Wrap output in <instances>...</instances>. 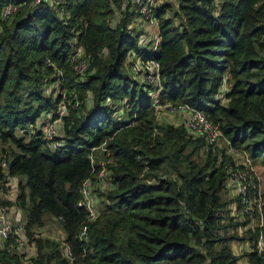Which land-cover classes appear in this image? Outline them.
Listing matches in <instances>:
<instances>
[{
    "label": "trees",
    "instance_id": "obj_1",
    "mask_svg": "<svg viewBox=\"0 0 264 264\" xmlns=\"http://www.w3.org/2000/svg\"><path fill=\"white\" fill-rule=\"evenodd\" d=\"M53 1L32 8L29 0H0V184L24 179L15 211H23L36 249L19 254L9 238L0 264H264V189L260 211L242 215L239 197L226 188L234 159L182 124H159L148 96L154 88L144 91L148 85L127 64L131 53L158 62L160 103L203 112L231 149L264 168V0L163 2L154 12V53L139 46L140 32L128 29L136 16L118 13L117 0ZM8 4L18 11L3 19ZM79 48L90 57L83 76L70 61ZM56 83L69 109L55 139L61 147L51 150L37 121L57 117L61 95L45 90ZM102 149L109 187L93 188L98 216L89 221L77 204L83 181L102 169ZM250 174L257 195L260 183ZM49 221L70 257L54 233L40 231ZM237 242L249 251L235 255Z\"/></svg>",
    "mask_w": 264,
    "mask_h": 264
},
{
    "label": "built area",
    "instance_id": "obj_2",
    "mask_svg": "<svg viewBox=\"0 0 264 264\" xmlns=\"http://www.w3.org/2000/svg\"><path fill=\"white\" fill-rule=\"evenodd\" d=\"M32 8H37L42 5H51L53 0H29ZM111 3H114L116 0H109ZM161 0H117L118 2V13H126L132 12L133 15L136 16L132 29L137 28V25L143 26L147 29V31L151 32L149 36L146 35L145 32H140L139 34V46L144 47L150 52L154 53L159 49L160 45V35L158 30V20L154 16L155 10L160 6ZM18 11V6L15 4H8L4 6L1 11V16L3 19H6L12 15H14ZM136 24V25H134ZM131 26L128 28L130 29ZM139 30V29H138ZM138 32V31H137ZM71 64L73 66V71L75 75L83 76L85 71L89 67L90 57L87 56L82 49H77L70 58ZM127 64L129 65V69L132 75V78L141 84L148 85V88L144 90L147 91L150 86L155 88V91L149 90L148 96L152 99V108L155 112H159L161 110H165L171 118L173 117L177 123L182 124L184 129L186 130L189 136L193 138L203 139L205 144L208 147L215 146L218 141L221 139L220 130L209 121L203 112L191 109L187 105H179L174 106L171 104L162 105L159 101V93L161 91V79H160V64L156 61H145L143 58L139 57L135 53H131L127 57ZM46 65L50 67L54 72V78H61L63 72L58 69L53 63L49 60H46ZM59 83H56L53 87L56 88L58 94L60 93L62 102L58 107L55 115L56 118H53V114L50 113L47 115L46 120L40 125V131L42 133V137L46 141L47 148L51 150H56L61 147L59 141L55 139L59 137L60 134V118L65 115L67 112L66 99L67 94L65 91L59 90ZM151 92H156V94H152ZM49 93V92H48ZM151 94V95H150ZM74 101V107L78 106V102L75 98L72 99ZM121 114V113H120ZM121 119V118H120ZM39 124H37L38 126ZM227 143V152L229 154L241 158L242 162L240 163L238 159H234L235 161V169H232L228 172V179L226 181V188L231 191L234 196L239 197L240 205H241V214L242 215H252L254 207H256L259 211L261 209V186L257 185V195L252 194L256 187L254 182V176L250 173H254V168L251 165L249 156L246 152H236L235 150L229 147V143ZM105 150V149H102ZM108 157L107 155H105ZM91 163L94 164L93 157L91 158ZM105 162L100 163L101 170L97 174V183L103 181L105 179ZM255 177H257L255 175ZM260 183V179H258ZM96 183V184H97ZM94 179H87L83 181L81 186V200L78 202L77 207L83 209L88 215L87 218L89 221H93L98 216V209L95 207V201L92 199V191L94 185H96ZM252 190V191H251ZM15 208H10L9 205H6L4 201L0 200V247L5 240L9 238H13L14 242L17 244V248L29 246L32 247L34 253L36 252L34 243H29L26 238L24 225L22 222L21 225H18L13 219V214H16ZM19 220H17L18 222ZM261 221V220H260ZM251 222V226L253 227ZM87 228L83 227L80 240L86 239ZM263 238L260 235L256 244V249L259 254L263 252ZM34 246V247H33ZM63 249L62 251L66 256L70 257V250L65 243H62ZM245 251H249V246H246L244 250L240 252V254ZM246 262H241L240 264H245Z\"/></svg>",
    "mask_w": 264,
    "mask_h": 264
},
{
    "label": "rangeland",
    "instance_id": "obj_3",
    "mask_svg": "<svg viewBox=\"0 0 264 264\" xmlns=\"http://www.w3.org/2000/svg\"><path fill=\"white\" fill-rule=\"evenodd\" d=\"M176 1L177 0H161L160 2L161 3H163V2H165V3H167V4H175L176 3ZM220 2H222V0H219ZM52 4L54 5V1H52ZM172 8H174V7H172ZM168 16H169V14H167ZM133 28V26H131V28H130V30L133 32V30L135 31H139V32H145L146 33V35L147 36H149L150 34H148V33H150L149 31H147V29L143 26V28L141 29V28H139V30H137V28L136 29H132ZM135 31V32H136ZM54 85H47V86H45L46 87V91L47 92H49V94H51L52 95V98H54V99H56L57 97H58V92L56 91V88H54L53 87ZM146 90V89H145ZM144 90V91H145ZM62 91H65V92H67L66 90H62ZM61 91V92H62ZM153 91H155V88H154V90ZM152 94H156V92H151ZM48 94V93H47ZM151 95V94H150ZM61 104V103H60ZM59 104V105H60ZM68 105H69V103L67 104V107H68ZM59 107V106H58ZM67 109H69V107L67 108ZM121 110V109H120ZM119 110V111H120ZM68 111V110H67ZM67 114V112L65 113V115ZM68 115V114H67ZM66 115V116H67ZM155 115H156V121L159 123V124H169L168 122H171V121H173V122H176V120H174V118L172 117H170L169 115H171V114H168V112H166L165 110H161V111H159V112H155ZM43 121H42V118H40L38 121H37V123H42ZM226 146H227V143L223 140V139H220L219 141H218V143L215 145V146H213V148L214 149H216V148H218V149H220V150H222L227 156H230L232 159H235V157L233 156V155H229V152H227V148H226ZM105 159H107V157L105 156ZM236 159H238V161L241 163L242 162V160H241V158H239V156H238V158L236 157ZM233 162H235L234 160H233ZM254 169V172H255V175L257 176V178L258 179H260V186H261V189H264V168H262V167H260V166H257V167H253ZM95 184L97 183V177H95ZM108 176H107V179L105 178L103 181H99L96 185L97 186H99L100 188H102L104 191L106 190V191H108V187H109V184H108ZM96 185H94V187L93 188H95L96 187ZM96 191V190H95ZM12 193V195H11V197L12 198H14V196H15V198H16V196H17V190H13V192H11ZM16 193V194H15ZM10 196V195H9ZM8 196V197H9ZM96 196H97V194H96ZM0 200H6V201H8L9 202V198H7V196L6 197H2V194H1V192H0ZM15 200V199H14ZM4 202V203H7V205H9L8 204V202ZM10 203H13V201L12 202H10ZM10 208L12 207V208H14L13 206H9ZM233 208H234V206H233ZM98 209V208H97ZM13 219L15 220V222H17V215L16 214H13ZM252 225H255L254 224V222L252 223ZM263 225H264V217H261V221H259V224H258V227H263ZM58 230V226H57V224H55V223H53V222H51V221H49L48 223H46L45 224V226L40 230V231H42V232H46V234H52V233H54L55 234V239L56 240H58V241H60L61 242V244H62V234L60 233V232H58L57 231ZM237 232H238V234L239 235H242L243 234V232H244V229L242 228V227H240V228H238L237 229ZM241 243H243V242H237V244H238V246L239 245H241ZM34 247V246H33ZM61 248L63 249V246L61 245ZM17 252L20 254V253H24V254H27V256H30V255H32L33 254V252H34V250L32 249V247H29L28 245L27 246H25L24 248L23 247H19V248H17ZM240 255V254H239Z\"/></svg>",
    "mask_w": 264,
    "mask_h": 264
},
{
    "label": "crops",
    "instance_id": "obj_4",
    "mask_svg": "<svg viewBox=\"0 0 264 264\" xmlns=\"http://www.w3.org/2000/svg\"><path fill=\"white\" fill-rule=\"evenodd\" d=\"M134 25H136V24H134ZM137 28H141V26L137 25ZM135 29H136V26H135ZM148 34H152V33L150 32ZM24 184H25V182H24V179H22V178H19V177L7 178L4 182H2L0 184V192L2 194V197H6L7 196V198H9V202L6 201V200H2V201H4V202L6 201L8 203L13 201V203H10V204H11V206H13L16 209V206L14 205L15 196H14V198H12L11 197V195H12L11 192H13L14 189L18 191V187L20 185H24ZM16 215H17V218H18L17 220H19L18 222H16L18 225H21L22 222L26 223L25 215H24L23 211L16 212ZM242 249H243V247L234 246L233 247V253L235 255H239L240 252L242 251Z\"/></svg>",
    "mask_w": 264,
    "mask_h": 264
},
{
    "label": "water",
    "instance_id": "obj_5",
    "mask_svg": "<svg viewBox=\"0 0 264 264\" xmlns=\"http://www.w3.org/2000/svg\"><path fill=\"white\" fill-rule=\"evenodd\" d=\"M100 160L103 162H106L107 160L105 159V150H102L100 153ZM204 264H209V262L204 263Z\"/></svg>",
    "mask_w": 264,
    "mask_h": 264
},
{
    "label": "clouds",
    "instance_id": "obj_6",
    "mask_svg": "<svg viewBox=\"0 0 264 264\" xmlns=\"http://www.w3.org/2000/svg\"><path fill=\"white\" fill-rule=\"evenodd\" d=\"M101 161V160H100ZM103 162V161H102Z\"/></svg>",
    "mask_w": 264,
    "mask_h": 264
}]
</instances>
